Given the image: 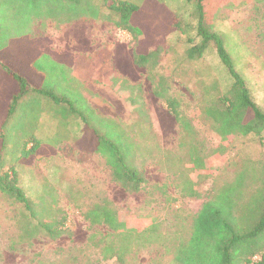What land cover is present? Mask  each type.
<instances>
[{
    "label": "rangeland",
    "instance_id": "obj_1",
    "mask_svg": "<svg viewBox=\"0 0 264 264\" xmlns=\"http://www.w3.org/2000/svg\"><path fill=\"white\" fill-rule=\"evenodd\" d=\"M108 1L0 0V126L3 102L11 104L19 92L18 81L7 68L25 77L32 89L45 86L40 94H25L0 127L2 159L17 173L37 217L0 194V264H180L166 238L172 232L187 236L186 227L214 188L243 180L246 201L256 189L264 188V134L230 135L224 163L211 179L192 170L189 149L181 145L183 128L154 95L147 79L150 73L135 65L132 37L109 20L115 18L105 5ZM110 1L143 7L161 3L167 14L189 25L186 32L162 35L166 52L157 60L154 86H164L167 78L190 129L197 128L209 147L221 144L223 137L209 112L232 80L214 47L201 58L190 54L191 45L201 42L195 37V5L187 0ZM210 4L207 19L264 112V0H212ZM65 48L83 56H57ZM55 91L69 104L53 103L47 96ZM71 107H78L88 122L100 119V125L111 131L108 139H121L132 154L130 162L149 181L145 191L131 194L112 180L104 160L92 152V137L78 142L86 123L68 110ZM25 140L41 146L19 162ZM190 177L201 198L180 196L179 184ZM162 187L168 198L161 194ZM104 198L120 214L116 228H130L125 232L133 233L130 244L120 240L121 255L110 259L90 239L119 238L116 228L100 224L91 228L85 219ZM52 220L66 229L57 238L38 228L40 222ZM250 250L236 253L234 264H245ZM249 258L258 261L261 255Z\"/></svg>",
    "mask_w": 264,
    "mask_h": 264
},
{
    "label": "trees",
    "instance_id": "obj_2",
    "mask_svg": "<svg viewBox=\"0 0 264 264\" xmlns=\"http://www.w3.org/2000/svg\"><path fill=\"white\" fill-rule=\"evenodd\" d=\"M187 1L195 5V37L200 38L201 41L200 44L193 43L191 45L192 53L190 54L193 57L201 58L205 50L210 46L214 47L218 58L232 80L228 91L216 99L213 112H209L213 121L217 123L216 132L224 139L216 147L206 145L197 128L190 129V123H187V118L182 112L181 103L173 95L172 86H169L167 78L164 77L166 82L164 86H160L158 83L154 86L157 60L166 52L162 43V35L165 32H186L189 25L167 14L165 5L161 3L155 4L154 7V4L143 7L127 1L114 3L109 0L105 5L115 18L109 20L119 30L126 31L131 35L135 65L145 69L146 73H150L147 79L151 83L154 95L169 108L179 125L182 126L181 145L189 149L192 170L203 173L204 176L207 175V180H209L215 176L218 168L224 163L223 153L227 148L226 144L229 142L230 135L261 137L264 134V112L255 103L247 82L236 70L224 40L214 31L207 19L206 10L211 8L212 0ZM112 16L110 18H113ZM148 18L151 21H147ZM6 70L14 80L18 81L19 92L12 96L11 104L5 105L3 102L4 120L0 126L1 130L4 128L7 118L12 115L16 103L25 94L29 92L40 94L45 88L43 84L32 89L30 82L25 77L12 72L9 68ZM61 96H63L62 93L55 91L47 97L55 104H69L67 98ZM68 110L86 123L78 142L85 136L93 138L95 144H93L92 152L104 160L111 171L112 180L128 193L138 194L145 191L149 181L144 172L139 170L136 164L130 162L132 154L127 152L124 143L120 142L121 139H108L107 134L111 131L107 130L108 127L100 125V119H90L88 122L85 117L82 118V114H79L78 107H71ZM118 127H121L120 123H118ZM2 138L3 135H1L0 141L3 140ZM187 141H191V144ZM24 144V152L19 157V162L35 155L41 146L39 142L28 140H25ZM2 147L0 153V194L7 196L13 203L20 205L36 217L34 205L20 186L17 173L12 168H7L2 159L4 144ZM218 156H220L219 160ZM245 186L242 180L225 183L214 188L211 198L203 204L191 225L186 227L188 229L187 236L172 232L171 237L166 238V241H169V249L175 251L180 264H234L236 253L239 254L238 252L245 248L251 249L250 254L243 260L245 264H264V188L256 189L255 191L258 192L254 191L251 199L246 201L244 198L247 196ZM177 190L182 198L202 197L191 177L184 181V184L180 183ZM160 192L165 197H169L166 188L162 187ZM254 196H256L255 199H259L258 202L254 200ZM119 215L109 200L104 198L100 203L91 207L85 219L90 223L91 228L100 224L113 229L118 225ZM120 223L123 224V221L120 220ZM38 228L45 230L53 238L66 232L64 224L58 225L56 220H52L50 223L40 222ZM115 230L120 235L119 238L107 235L99 241H96V237L90 239V242L101 247V254L105 259L119 257L122 253L121 241L128 245L132 240L133 233L125 232L131 231L130 228L124 227L123 231L117 228ZM255 248L258 251H255ZM255 254L261 255L258 261H252L249 258L250 255L255 256Z\"/></svg>",
    "mask_w": 264,
    "mask_h": 264
},
{
    "label": "crops",
    "instance_id": "obj_3",
    "mask_svg": "<svg viewBox=\"0 0 264 264\" xmlns=\"http://www.w3.org/2000/svg\"><path fill=\"white\" fill-rule=\"evenodd\" d=\"M78 39V37H75V40ZM66 50H63L61 49L58 53H57V56H62V57H65V58H68V57H77V56H83L82 54H79L78 53H75L74 51L71 52V49H67L65 48ZM70 53H74L73 56H71ZM70 54V55H69ZM133 59H134V56H133ZM135 63V62H134ZM76 67H80L79 65L75 64ZM5 80H8V78H6ZM101 81V80H100ZM5 104V103H4ZM6 105V104H5Z\"/></svg>",
    "mask_w": 264,
    "mask_h": 264
}]
</instances>
